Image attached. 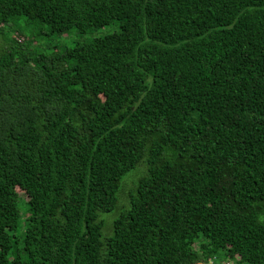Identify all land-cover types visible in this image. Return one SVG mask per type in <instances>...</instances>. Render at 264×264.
<instances>
[{"label": "trees", "instance_id": "trees-1", "mask_svg": "<svg viewBox=\"0 0 264 264\" xmlns=\"http://www.w3.org/2000/svg\"><path fill=\"white\" fill-rule=\"evenodd\" d=\"M0 35V264H264V0H0Z\"/></svg>", "mask_w": 264, "mask_h": 264}, {"label": "rangeland", "instance_id": "rangeland-1", "mask_svg": "<svg viewBox=\"0 0 264 264\" xmlns=\"http://www.w3.org/2000/svg\"><path fill=\"white\" fill-rule=\"evenodd\" d=\"M113 28H114V26H112V25L104 26V27H101L98 29L88 30V31L84 32V34H82V35H81V33L77 32L75 30H72L68 34L46 36L43 38L42 41L39 38L37 40L35 39V43H36V45H39L41 43L42 47H44V48H50L51 46H58V47L71 46L77 40L84 41V40L90 39L93 36H101L105 33L111 32L113 30ZM6 45L7 44L5 42V39L3 38L2 35H0V47L1 46L4 47ZM143 168H144L143 164H140L139 170H142ZM133 179H135L134 176L131 177V180H133ZM132 186L133 185L131 184L130 181H124V184L122 185V188H121L120 193H119V205L125 203V201L127 199V194L129 192V188ZM24 206L25 205L23 204V202H21L19 205L21 210H23L25 208ZM115 216L116 215H114L113 218ZM100 217L105 221V223L107 222L108 224L113 219L112 213H101ZM104 228L102 230V234L106 235L107 233H106ZM226 263L227 262H225L222 257H219L216 261V264H226ZM210 264H214V263H210Z\"/></svg>", "mask_w": 264, "mask_h": 264}]
</instances>
